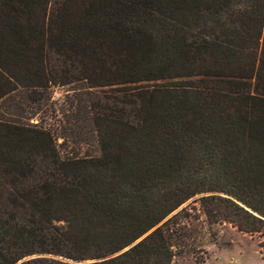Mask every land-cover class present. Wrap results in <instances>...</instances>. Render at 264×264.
<instances>
[{"label": "trees", "instance_id": "16d2710c", "mask_svg": "<svg viewBox=\"0 0 264 264\" xmlns=\"http://www.w3.org/2000/svg\"><path fill=\"white\" fill-rule=\"evenodd\" d=\"M72 84L98 156L20 116ZM189 201L264 261V0H0V264H171Z\"/></svg>", "mask_w": 264, "mask_h": 264}, {"label": "rangeland", "instance_id": "374dc122", "mask_svg": "<svg viewBox=\"0 0 264 264\" xmlns=\"http://www.w3.org/2000/svg\"><path fill=\"white\" fill-rule=\"evenodd\" d=\"M95 92L79 84L54 86L39 103L23 101L24 110L20 116L27 122L50 128L63 153L78 157L98 156L91 108L95 101H103V94ZM31 97L39 98L36 94H31ZM188 206L195 208L188 211L190 217L184 218L180 213L176 220L184 236L178 243V255L171 264H264L258 237L241 233L228 224L215 226L212 233L215 230L216 235H213L197 203L185 202L172 215L183 207L188 210Z\"/></svg>", "mask_w": 264, "mask_h": 264}]
</instances>
